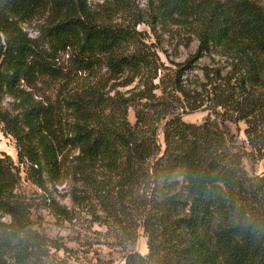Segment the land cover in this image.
<instances>
[{
	"label": "trees",
	"instance_id": "1",
	"mask_svg": "<svg viewBox=\"0 0 264 264\" xmlns=\"http://www.w3.org/2000/svg\"><path fill=\"white\" fill-rule=\"evenodd\" d=\"M198 6L192 0H158V15L161 21L199 20L201 49L225 58L229 71L205 69L209 89L202 106L215 118L196 125L171 115L163 146L141 111L134 125L126 122L129 104L111 108L118 116L123 111V119L103 120L85 98L75 103L73 137L60 139L53 112L29 98L22 83L63 77L57 61L69 50L79 71L105 55L114 70L138 74L152 61L148 52L118 55L134 37L91 18L87 0H0V120L11 122L13 130L20 126L9 132L23 145L19 163L29 166L40 189L72 175L109 211L113 204H131L140 212L149 253L130 254L125 264H264V174L250 175L244 165L247 156L264 160V8L250 0ZM49 8L51 24L41 37L31 38L22 24ZM169 81L171 91L186 96L180 80ZM5 95L24 109L14 119L2 112ZM227 123L237 131L244 125L249 153ZM67 148L78 153L72 161L64 155ZM18 171L10 157H0V214L14 225L1 230L0 264H31L38 247L28 229L30 209L16 194ZM55 214L67 218L68 213L55 204Z\"/></svg>",
	"mask_w": 264,
	"mask_h": 264
},
{
	"label": "rangeland",
	"instance_id": "2",
	"mask_svg": "<svg viewBox=\"0 0 264 264\" xmlns=\"http://www.w3.org/2000/svg\"><path fill=\"white\" fill-rule=\"evenodd\" d=\"M192 1L199 9L201 6L198 5L202 3L233 0ZM250 1L264 8V0ZM87 5L90 17L101 25L123 30L134 37V41L119 49L118 55L148 52L152 64L140 74L129 69L114 70L112 58L105 55L91 69L79 71L72 51L60 52L57 66L63 77H44L34 86L20 85L29 98L53 112L55 130L60 139L73 137L71 131L78 122L75 103L82 98L87 99L89 110L103 120L112 116L123 119V111L118 116L111 108H123L124 104H129L126 122L134 125L136 112L141 111L149 118L148 127L157 129L163 146V129L171 115L196 125L207 118H215L207 104L202 106L206 95L204 85L208 83L205 69L213 73L226 72L230 63L201 49L199 20L191 16L161 21L158 0H87ZM51 14L49 8L23 23L22 27L31 38L41 37L52 22ZM171 79L182 82L186 96L171 91ZM171 100L175 102L173 106H170ZM95 104L98 109L94 108ZM1 109L7 113V120L21 115L24 110L20 101L8 95L3 97ZM9 123L0 120V157H10L19 170L16 194L30 209L28 229L38 239L31 264H125L130 254L145 256L149 253L148 238L141 227V213L132 210L131 204L124 208L113 204L114 208L109 211L99 196L88 192L81 183L76 184L72 175L56 185L47 184V190L40 189L28 174L29 166L19 163V149L24 152L23 145L9 133L21 131L20 126L13 130ZM227 127L235 134L238 144L249 153L244 125H240L239 131L233 124L227 123ZM64 155L72 161L78 153L67 148ZM244 165L250 175L264 174V160L247 156ZM54 203L57 210L59 207L68 213L67 218L56 216ZM11 225V218L0 214V237L5 236L1 230H7Z\"/></svg>",
	"mask_w": 264,
	"mask_h": 264
}]
</instances>
